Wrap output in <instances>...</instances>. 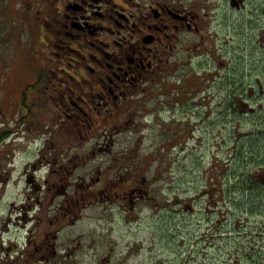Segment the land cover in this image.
<instances>
[{
	"label": "rangeland",
	"instance_id": "obj_1",
	"mask_svg": "<svg viewBox=\"0 0 264 264\" xmlns=\"http://www.w3.org/2000/svg\"><path fill=\"white\" fill-rule=\"evenodd\" d=\"M27 2L0 0V137H6L0 142V264H25L29 231L23 221L34 214L30 198L36 196L27 165L35 163L45 139L40 135L42 141L33 137L27 144L14 140L13 104L28 84V64L36 63L43 48L29 41L31 34L22 23L18 28L14 22L13 14L17 10L22 17ZM220 20L226 21L224 26L205 33L209 41L195 55L190 76L184 71L185 80L168 84L175 94H159L113 138L116 131L107 130L108 139L101 143H110L109 153L92 157L93 145L65 147L71 148L67 160L83 161L71 182L90 175V192L98 196L75 219L82 222L68 231L81 243L80 263L264 264V2L247 0L240 14L226 2ZM201 74H225L228 79L202 82L197 77ZM205 84L213 99L208 104L195 93ZM236 85L247 90L240 99L248 101L254 116L237 113L233 119V113L217 112L219 101ZM39 175L41 182L43 173ZM242 175L261 186L253 192L242 188ZM99 178L108 180L103 189ZM136 185L147 196L131 212L123 194ZM214 188L221 191L214 199L217 205L202 197ZM103 190L108 191L104 198ZM50 199L38 221H47ZM186 204L193 206L192 214L185 211Z\"/></svg>",
	"mask_w": 264,
	"mask_h": 264
},
{
	"label": "flooded vegetation",
	"instance_id": "obj_2",
	"mask_svg": "<svg viewBox=\"0 0 264 264\" xmlns=\"http://www.w3.org/2000/svg\"><path fill=\"white\" fill-rule=\"evenodd\" d=\"M226 2L238 14L247 7V0H28L22 17L15 11L16 26L22 23L31 34L29 41L43 47L36 63L28 64V84L13 104L14 140L27 144L33 137L36 142L45 136L35 163L27 165L36 196L30 198L34 214L23 221L29 231L23 248L25 264H82L81 243L68 231L82 222L75 219L98 196L90 192L94 185V181L89 184L90 175L71 182L83 161L67 160L71 148L65 147L88 144L93 145L92 157L107 154L110 143H101L108 139L107 130L116 131L113 138L129 126L131 115L144 113L159 94H175L168 84L185 80L183 72L209 41L205 33L225 25L220 16L225 15ZM197 77L202 82L228 79L225 74ZM241 86L219 101L218 113H233V119L237 113L254 116L248 101L240 99V93L247 92ZM201 89L195 91L201 102H213L207 85ZM96 129L106 130L105 134H94ZM109 157L113 164L112 153ZM69 164H74L72 170ZM39 173H43L41 182ZM107 181L99 178L98 186L103 189ZM217 189L204 195L214 205L220 194ZM107 193L103 190L100 195L104 198ZM123 195L131 212L147 196L138 185ZM48 199L53 206L47 221H38L36 216L43 215ZM133 224L136 221H126L128 226ZM101 264L111 263L106 259Z\"/></svg>",
	"mask_w": 264,
	"mask_h": 264
},
{
	"label": "trees",
	"instance_id": "obj_3",
	"mask_svg": "<svg viewBox=\"0 0 264 264\" xmlns=\"http://www.w3.org/2000/svg\"><path fill=\"white\" fill-rule=\"evenodd\" d=\"M242 91H244V90H242ZM244 92L240 93V95L244 96L245 95ZM0 134H3V132L0 133ZM3 138H6V137H3V136L0 137V142L3 140ZM254 180H256V179L253 178L252 176L242 175L240 177V181H241V185L240 186L242 188L248 190L249 192H253L255 189H257V188H259L261 186V184L260 185H256L255 183H257V182H254ZM220 194H221V191H220Z\"/></svg>",
	"mask_w": 264,
	"mask_h": 264
},
{
	"label": "water",
	"instance_id": "obj_4",
	"mask_svg": "<svg viewBox=\"0 0 264 264\" xmlns=\"http://www.w3.org/2000/svg\"><path fill=\"white\" fill-rule=\"evenodd\" d=\"M185 211H186V212H191V211H192V208H191V206H189V205H188V206H186V207H185Z\"/></svg>",
	"mask_w": 264,
	"mask_h": 264
}]
</instances>
